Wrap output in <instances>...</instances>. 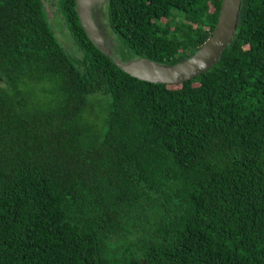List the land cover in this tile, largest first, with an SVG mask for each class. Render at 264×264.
<instances>
[{"label": "trees", "instance_id": "trees-1", "mask_svg": "<svg viewBox=\"0 0 264 264\" xmlns=\"http://www.w3.org/2000/svg\"><path fill=\"white\" fill-rule=\"evenodd\" d=\"M222 0H108L122 62L174 65ZM0 0V264H264V0H242L218 63L138 80L58 0Z\"/></svg>", "mask_w": 264, "mask_h": 264}, {"label": "water", "instance_id": "water-1", "mask_svg": "<svg viewBox=\"0 0 264 264\" xmlns=\"http://www.w3.org/2000/svg\"><path fill=\"white\" fill-rule=\"evenodd\" d=\"M108 0H75L81 26L92 44L123 72L138 80L175 85L206 73L219 61L222 53L232 43L239 22L242 0H222L217 23L211 37L190 58L174 65H164L138 57L122 62L114 56L106 42L98 19V12L105 8Z\"/></svg>", "mask_w": 264, "mask_h": 264}, {"label": "rangeland", "instance_id": "rangeland-1", "mask_svg": "<svg viewBox=\"0 0 264 264\" xmlns=\"http://www.w3.org/2000/svg\"><path fill=\"white\" fill-rule=\"evenodd\" d=\"M47 20L54 31L56 38L63 48L72 56L81 58L82 54L78 51L70 32L65 24L64 18L59 9L58 0H42ZM99 24L104 33L105 39L112 52L114 53L118 45V38L109 29L103 9L97 14Z\"/></svg>", "mask_w": 264, "mask_h": 264}]
</instances>
